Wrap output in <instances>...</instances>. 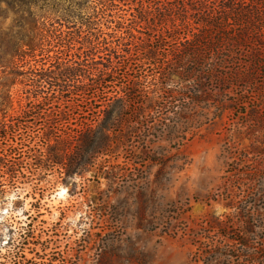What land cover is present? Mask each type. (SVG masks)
<instances>
[{
	"label": "rangeland",
	"instance_id": "obj_1",
	"mask_svg": "<svg viewBox=\"0 0 264 264\" xmlns=\"http://www.w3.org/2000/svg\"><path fill=\"white\" fill-rule=\"evenodd\" d=\"M117 3L124 18L139 16V0ZM224 48V64L211 65L216 54L210 52L202 65L188 66L203 70L198 78L172 75L174 90L200 88L208 101L194 104L178 95L166 109L147 107L141 131L84 173L65 179L61 165L23 174L0 170V264H194L206 238L223 243L217 225L204 228L222 220L231 230L251 220L250 252L263 247L264 48L257 42ZM252 50L260 58L254 67ZM253 68L248 83L220 80ZM21 87L13 92L19 95ZM3 96L0 86V119L20 114L19 102ZM243 150L250 152L246 163ZM225 244L232 253L238 248ZM203 259L197 264H206Z\"/></svg>",
	"mask_w": 264,
	"mask_h": 264
},
{
	"label": "trees",
	"instance_id": "obj_2",
	"mask_svg": "<svg viewBox=\"0 0 264 264\" xmlns=\"http://www.w3.org/2000/svg\"><path fill=\"white\" fill-rule=\"evenodd\" d=\"M118 1L0 0V86L7 103L21 106L20 114L0 119V170L23 174L61 165L65 179L82 174L141 131L147 107L166 109L178 95L194 104L208 101L200 88L174 90L172 75L198 78L203 70L188 66L202 65L210 52L216 54L211 65L224 64V47L257 42L264 48V0H139V16L132 18L118 13ZM250 55L258 65V53ZM257 70L220 80L248 83ZM18 84L19 95L13 92ZM239 104L249 102L241 97ZM249 154L243 150L242 163ZM215 225L224 244L206 238L194 264L229 256L234 264H264V246L250 252L251 220L242 230L225 220L204 228L211 232ZM225 243L238 248L232 253Z\"/></svg>",
	"mask_w": 264,
	"mask_h": 264
}]
</instances>
